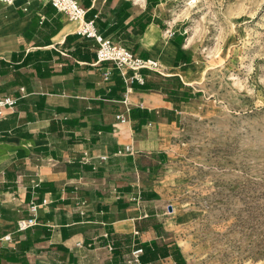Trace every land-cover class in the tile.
Returning <instances> with one entry per match:
<instances>
[{
	"label": "crops",
	"instance_id": "crops-1",
	"mask_svg": "<svg viewBox=\"0 0 264 264\" xmlns=\"http://www.w3.org/2000/svg\"><path fill=\"white\" fill-rule=\"evenodd\" d=\"M77 1L103 36L159 67L139 71L142 84L123 77L50 3L0 5V97L16 99L0 118V236L11 235L0 264H129L136 249L139 264H190L161 169L198 92L194 45L157 0ZM32 204L35 225L17 231Z\"/></svg>",
	"mask_w": 264,
	"mask_h": 264
},
{
	"label": "rangeland",
	"instance_id": "rangeland-1",
	"mask_svg": "<svg viewBox=\"0 0 264 264\" xmlns=\"http://www.w3.org/2000/svg\"><path fill=\"white\" fill-rule=\"evenodd\" d=\"M196 51L161 169V193L190 264H264V0H157Z\"/></svg>",
	"mask_w": 264,
	"mask_h": 264
},
{
	"label": "built area",
	"instance_id": "built-area-1",
	"mask_svg": "<svg viewBox=\"0 0 264 264\" xmlns=\"http://www.w3.org/2000/svg\"><path fill=\"white\" fill-rule=\"evenodd\" d=\"M18 0H0V5L11 6ZM46 1L50 3L57 12L66 16L68 21L76 23V33L80 36L93 39L97 43V49L95 52L96 64L101 62H110L125 77L127 71H132L134 78L139 82L143 83V78L140 76L139 71L150 70L156 71L159 67L158 61L152 58L143 59L135 55L127 45L114 41L108 37L103 36L97 28L96 19H86V10L80 5L77 0H37ZM169 36L173 35V32H168ZM109 72L104 73V80L109 79ZM126 81H132V78H126ZM22 90V89H21ZM16 99L11 97H0V118L5 115L7 108H11L15 105ZM121 122L124 121L122 116H117ZM129 151V148L126 147ZM101 160L105 157L100 158ZM42 203H46L45 200ZM36 205L29 206V212L32 214L31 217L18 219L16 221V230L23 231L29 227L35 225L34 213L36 212ZM11 241V235L0 236V243H6ZM109 251L112 250V246L109 245L107 248ZM142 253L141 249H136L131 253V258L128 261L129 264H139V257Z\"/></svg>",
	"mask_w": 264,
	"mask_h": 264
}]
</instances>
